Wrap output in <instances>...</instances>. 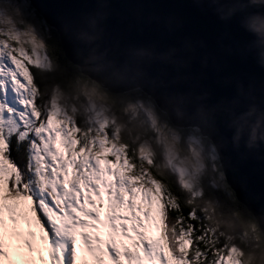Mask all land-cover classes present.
Instances as JSON below:
<instances>
[{"label":"snow or ice","instance_id":"snow-or-ice-1","mask_svg":"<svg viewBox=\"0 0 264 264\" xmlns=\"http://www.w3.org/2000/svg\"><path fill=\"white\" fill-rule=\"evenodd\" d=\"M248 13L264 17V7ZM47 41L59 42V32L38 0H0V264H264V229L233 187L216 139L193 129L185 138L189 155L176 156L178 170L214 204L213 212L227 199L235 221L254 234L252 246L236 243L237 238L246 241L248 231L236 237L209 227L206 210L180 208L173 215L163 188L134 178L115 155L81 151L36 95L40 85L34 68L46 70L48 57L40 50ZM25 42L32 48L19 46ZM10 97L16 98L13 103ZM242 140L238 128L232 142ZM42 143L54 175L72 193L65 207L46 199L43 187L36 191L28 180L31 162L39 164ZM21 145L29 153L24 168L18 161Z\"/></svg>","mask_w":264,"mask_h":264},{"label":"water","instance_id":"water-1","mask_svg":"<svg viewBox=\"0 0 264 264\" xmlns=\"http://www.w3.org/2000/svg\"><path fill=\"white\" fill-rule=\"evenodd\" d=\"M237 4L38 0L83 76L113 95L141 90L176 129L216 139L233 187L264 229V50L251 19L233 15ZM238 128L243 140L234 145Z\"/></svg>","mask_w":264,"mask_h":264},{"label":"trees","instance_id":"trees-1","mask_svg":"<svg viewBox=\"0 0 264 264\" xmlns=\"http://www.w3.org/2000/svg\"><path fill=\"white\" fill-rule=\"evenodd\" d=\"M46 45L50 68H46V70L34 68L36 82L40 85L38 98L43 106L56 94L74 102V107L76 108L74 116L80 128L79 137L82 143H85L83 133L89 131V124L86 123L89 117L86 108L89 104L84 92L86 87H94L98 93L106 96V103L111 107L114 118H116L108 127L110 137L117 135L119 143L125 147L129 160L140 171L143 166L147 167L153 179L161 184L173 215H176L180 208L185 210L189 208L206 210L208 214H211V219L207 221L209 227H216L226 234L236 237L248 231L247 240L242 241L237 238L236 243L240 244L241 247L244 246L245 242L249 246L256 243L253 239L254 234L250 232L248 227L235 221L232 215V206L228 205L226 198L220 202L219 207H216L215 212H213L214 204H210L208 200L201 198L196 189L191 190L184 185L179 173L168 165L165 158V146L160 142L158 130L160 125L166 126L168 130H175L180 134L178 149L181 157L189 155V145L185 138L192 133L193 129L182 130L173 127L167 116L161 113L154 101L141 90L123 95H113L101 89L96 83L83 76L79 68L68 61L64 50L60 51V38L59 42L47 41ZM145 105H152L155 108L158 113L157 125L142 109V106ZM134 108L137 110H133ZM145 143H149L152 149V156L149 161L140 156V148ZM28 155L27 146L21 145L18 150V161L21 168L28 164ZM35 164V161L31 162L32 171L28 173V180L31 182L32 188H36L39 185L40 179ZM245 219L252 220L253 217L245 214ZM178 226L179 222H177ZM261 242L264 243L263 235H261Z\"/></svg>","mask_w":264,"mask_h":264},{"label":"rangeland","instance_id":"rangeland-1","mask_svg":"<svg viewBox=\"0 0 264 264\" xmlns=\"http://www.w3.org/2000/svg\"><path fill=\"white\" fill-rule=\"evenodd\" d=\"M7 43L11 44L13 42L11 40H7ZM19 46L26 49L32 48V45L28 42H25ZM44 53L45 49L43 47L40 50V55L43 56ZM45 67H50V61H48ZM85 89L86 90L84 94L89 104L86 108L89 113V117L86 121V123L89 124V131L83 133V136H85L84 144L79 137L80 128L78 127L74 116L76 113L74 102H71L62 95H54L53 100L47 110L48 117L58 122L60 127L66 130V135H72L77 140L78 144L82 145L81 151L86 149L88 152L94 153L103 150L113 154L122 168L128 167L132 171L134 178H139L144 183H147V181L150 180L153 184L161 187V185L151 177L147 167L142 168L140 171L137 166L129 160L128 154L125 152V147L119 143L117 135L113 136L112 138L110 137L108 127L113 121H115L116 118H114V113L112 112L111 107L106 103V96L98 93L94 87H86ZM15 99V97H10L9 102L13 103ZM142 109L149 116V118L152 119L154 124L157 125L158 113L156 112L155 108L152 105H145L142 106ZM133 110L137 109L134 108ZM158 130L160 142L165 146V158L168 165L178 171L184 185H186L191 190H195V187L191 182V177L186 173L182 174L178 170V160L176 159V156H181L178 149V142H176V136L179 133L175 130H168L167 127L163 125H160ZM45 142H47V140ZM39 152L40 161L37 166L38 171L41 172V174H45V176L47 175L46 178H44L45 183L43 184L47 185V190L51 192V195L56 196V201L60 202L61 207L71 204L72 193L70 191L66 193L63 189L59 176L54 175L53 165L50 162V157L45 150L44 143L41 144ZM140 156L141 158L149 161L150 157L152 156V149L149 143H145L142 148H140ZM43 196L46 199H51L47 192L45 193L43 191ZM13 259L15 260L14 256Z\"/></svg>","mask_w":264,"mask_h":264},{"label":"clouds","instance_id":"clouds-1","mask_svg":"<svg viewBox=\"0 0 264 264\" xmlns=\"http://www.w3.org/2000/svg\"><path fill=\"white\" fill-rule=\"evenodd\" d=\"M261 7H264V0H247L246 3H239L234 7L233 15H241L251 20H259V23H250L248 25V30L260 37L261 49L264 50V17H249L248 13L249 9ZM261 66L264 67V63H262Z\"/></svg>","mask_w":264,"mask_h":264},{"label":"flooded vegetation","instance_id":"flooded-vegetation-1","mask_svg":"<svg viewBox=\"0 0 264 264\" xmlns=\"http://www.w3.org/2000/svg\"><path fill=\"white\" fill-rule=\"evenodd\" d=\"M46 46H47V45L45 44L43 47H44V49H45V52H46V54H47V51H46ZM43 47H42V48H43ZM47 57H48V56H47Z\"/></svg>","mask_w":264,"mask_h":264}]
</instances>
